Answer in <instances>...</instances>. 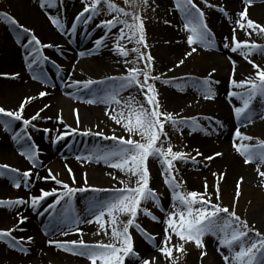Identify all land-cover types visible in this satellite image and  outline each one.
I'll return each instance as SVG.
<instances>
[{"label": "snow or ice", "instance_id": "snow-or-ice-1", "mask_svg": "<svg viewBox=\"0 0 264 264\" xmlns=\"http://www.w3.org/2000/svg\"><path fill=\"white\" fill-rule=\"evenodd\" d=\"M82 9L74 16L68 31L59 16L49 15L50 22L62 34L69 35L76 33L78 27L88 28L94 25L96 28L103 30V34L94 39V47L88 51L78 53L79 57L92 55L101 48H110L117 56L122 58L124 65V74L118 76H106L103 80H71L65 84L67 88H74V98L83 100L88 104H103L108 106L105 114L120 125L121 129L128 133V137L123 135H106L102 130H93L88 128L81 130L79 128L80 120L78 109H73L76 115L77 127L73 128L64 125L63 116H58V122L64 125V130L59 132L52 140L53 143H59L73 135L95 136L105 141H112L111 145L94 146L86 155H77L75 158L79 161L103 163L109 168L119 170L129 177V181L121 180L124 185L119 188L102 189L85 187H74L58 179V174L54 175L51 169H48L47 176L40 177L35 174L36 179L45 181L51 179L55 184L60 185L62 190L41 188L39 194H30L27 199L17 197L15 199H0V207L19 208L27 205L38 215L47 212L54 213L53 219L57 220L61 226V235H68L70 231L80 234V239L71 241L49 240L50 245L55 244L59 249L70 252L74 255L86 257L90 264H126L129 258H135L138 264H161L160 258L150 253L147 257H141L135 250L132 234L130 229L135 228L140 231L144 237L151 241H156V237L144 231L137 218L140 214L150 217L153 221L163 224L161 239L153 247L164 258V261L170 264H176L173 258V250L184 252V245L191 242L196 247L204 248V237L207 235L215 236L220 247L227 248L228 255H223L225 264H264V235L260 232H254V229L246 220H242L233 209L223 206L219 201L220 184L224 180V173H212L216 177L214 193L208 192V184L205 181L204 191H183V182H178L175 176V163L183 161L185 163L191 159L196 163V157L184 151H174L173 146L169 143L167 148L164 147L168 140L165 131V125L170 124L177 130L182 127H188L191 131L200 128L197 118L180 117L178 113L173 114L162 110L159 102V93L156 89L155 82L161 79L160 75H153L154 58L148 52H142L141 47L147 49L145 38L144 21L140 15L141 8H147L155 4L152 0H124L132 11H126L125 8L117 6L110 0H80ZM206 2V0H205ZM106 6L107 13L111 16L109 19L97 22L101 14V5ZM253 4V0H243V10L237 14L234 21L235 27L232 29L231 37H225L223 47L230 49L232 53H238L253 69V73L242 80L235 78L236 61L231 60L232 75L230 77V90L227 93L229 103L232 105V111L237 121V127L234 130V136L240 141H253L254 137L241 132V128L247 127L253 122L252 111L253 103L257 98L264 100V66L251 59L252 55L257 52H264V44H258L250 40L252 33L257 32L264 34V26L255 22L248 15V8ZM42 8L58 7L57 0H41ZM212 7V5H207ZM175 9L178 10L184 19L183 29L188 33L186 37L190 51L185 53L176 67L184 64L185 59L197 51V46L203 48H214V34L208 28L205 20V14L194 0H175ZM154 10V7H153ZM219 11L227 16L224 8ZM123 17V18H122ZM0 20L12 26V31L16 35V43L25 49L24 57L26 67L33 73L32 79L39 81L41 84L48 86L49 77L45 69L47 63H51L59 71L60 66L51 61L50 57L44 54L43 50L55 47L60 51L59 45L42 43L35 33L12 17L11 15H0ZM167 23V21H166ZM237 29L241 31L251 30L248 32L249 39L240 40L236 33ZM26 38V42L25 41ZM132 43L135 46L129 50L127 44ZM195 45V46H194ZM130 51L136 53L134 60H128ZM231 59V58H230ZM129 64L134 65L128 67ZM143 66L140 67L139 65ZM174 69H168L169 72ZM215 69L208 74L207 78L198 79L193 77H171L163 80L165 84H173L176 81L182 82L186 87L196 88L198 94L205 100L215 98L213 90V81L210 79ZM5 78L15 79L19 73L12 75L0 74ZM97 87H93V86ZM54 87L55 85H51ZM135 89L125 97L122 93ZM48 93L39 92V97L43 98ZM83 94V95H81ZM140 97L139 99L137 97ZM35 97H28L14 111L6 110L0 107V127L5 132L11 133V139L18 145L19 154L29 161L32 167L28 170L21 171L18 168L8 164H0V176L7 175L12 186L20 189L22 186L28 189L33 183V169L39 168V146L35 144L31 133L28 131L32 128L35 131H43L49 134L53 129H39L34 123L37 120L44 119L41 112L50 107L45 105L44 108L37 111L30 118H25V104L30 103ZM235 101V103L233 102ZM110 109V110H109ZM264 119V114L261 115ZM51 119V117H47ZM16 122L20 123L19 129L15 128ZM217 125H223L216 121ZM139 136L140 139H134ZM233 147L244 158L245 164L255 163L256 172L261 178H264V140H257L256 143H234ZM197 156H202L198 150ZM222 154L217 152L214 155L203 157L204 160H212ZM149 158L157 160L161 167V175L164 177V183L167 185L171 194V203L169 209L165 210L161 206L160 196L155 189L150 186L151 174L148 167ZM71 177V184L77 183L72 169L65 165ZM111 175V174H110ZM135 178L132 182L131 178ZM114 180L115 176L112 177ZM243 178L236 182V198H239ZM84 183L87 185V174L84 176ZM94 193H109L108 196L91 197L85 208L86 215L81 217L73 207L72 201L76 193L86 191ZM215 195L216 202H213L212 196ZM49 197H55L52 203L47 204L44 212H39L42 202ZM149 202L153 207L164 213V218L160 220L146 206ZM126 217V220L121 219ZM18 224H23L27 217L21 216L17 212ZM82 223L97 224L99 234L103 230L104 235L108 237L109 242L103 241L90 244L84 241L83 233L79 228ZM16 227L10 229H0V241H6L10 249L17 250L27 254L28 249L24 247L25 240L23 237L13 236ZM250 233H253L250 236ZM47 235V232L45 233ZM175 237L178 243H173ZM32 242V237L27 238V243ZM206 252H201V257Z\"/></svg>", "mask_w": 264, "mask_h": 264}, {"label": "bare ground", "instance_id": "bare-ground-1", "mask_svg": "<svg viewBox=\"0 0 264 264\" xmlns=\"http://www.w3.org/2000/svg\"><path fill=\"white\" fill-rule=\"evenodd\" d=\"M12 6L16 12L15 19L19 24L31 29L35 35L42 41V43H50L53 45H59L60 51L55 47L44 49L43 52L51 61H55L57 65L60 66L59 71L51 63H47L53 66L56 69V72H60L65 76H71L74 80V74L79 72H85L86 70L92 71L94 68L100 75L98 77L110 76V72L113 70L114 55L110 48H102L101 50L96 51L90 59H83L79 57L78 54H71L66 50H69L67 47V41L73 40V37L80 36L79 32L84 35V29L82 26L79 28V32L69 35H62L50 22L49 15L59 16L61 21L65 25V30L68 31L71 23L73 22L74 16L82 9L77 7L80 0H57L58 7L42 8L40 6L41 0H11ZM243 3L241 0H221V4L217 10V14L221 17V20L217 25L216 29L212 32L215 34V47L214 48H204L207 53L218 56L217 58L221 60L220 64L217 67H213L208 70L207 73L201 74V76H195L193 78L204 79L208 77V74L215 69L212 77L210 78L213 81V88L220 87L222 89H229L230 87V77L232 75V64L231 60L236 61V71L235 78L240 80V75L243 74L242 68H240L241 63L235 57L234 53L230 49H225L223 47L224 38L229 37L232 34V30L229 29L231 22H234L237 19V14L243 10ZM220 8H224L227 12V16L219 11ZM248 11H253L255 13L256 19L255 22L264 26V0H257L255 4L248 8ZM171 16L172 31L170 34L174 37L175 40L181 38V32L179 28L182 25V20ZM224 19L230 21L225 22ZM224 22V23H223ZM92 26L90 29L94 28ZM239 31L241 37L249 38L248 32ZM88 36V32H84ZM174 33V34H173ZM9 36L5 41L3 47L4 56L6 60L4 61L6 68L0 74H15L19 73V76L15 79L5 78L1 76L0 78V88H1V98L2 100H9L12 103V109L17 110L19 105L28 97H35L31 100L30 103L25 104L24 108V117L30 118L37 111L44 108L45 105L50 107L46 108L41 112L40 119L34 123L39 129L49 128L53 131L49 134L44 133L43 131H35L32 128H29V132L32 135V139L36 145L39 146V160L40 167L33 169V183L30 184L28 189H25L23 186L20 189H16L12 186L7 175L0 176V199H15L17 197H23L27 199L30 194L37 195L41 188L45 190H51L53 188H58L59 185L55 184L51 179L45 181L43 179H36L35 174L38 173L40 177L47 176L48 169L52 170L54 175L58 174V179L62 180L65 183L70 184L71 177L69 176L68 170L65 167L67 165L72 169L76 177L77 183H84V176L87 174V186L89 189L98 188L99 183L106 177L112 175L120 174L118 177L122 180L128 179L124 173H121L119 170L109 168L103 163L93 162H84L79 161L76 158L71 159H60L56 160L49 152L55 149L54 147L59 143H53L52 140L59 134V132L64 130V125L70 127H77L76 124V115L73 112V109H78L79 115V128L85 130L92 128L93 130H102L106 135L111 134L114 126L116 125L108 115L105 114L106 108L108 106L103 104H88L83 102V100L74 98V95H67L64 97L60 95L57 91L54 90L51 85L53 83L49 80L48 86L41 84L39 81L33 80V73L29 71L26 67L25 55L26 51L21 47L20 44L16 43L15 32L11 31L8 33ZM261 35L257 32L252 33V35ZM251 35V36H252ZM89 39H92L91 36ZM26 42V38L25 41ZM90 42V41H89ZM94 46H91L92 48ZM179 48L175 47L171 50V58L181 60V55ZM214 49V50H212ZM112 54V55H111ZM231 58V59H230ZM224 59V61H223ZM47 71V69H46ZM48 74V73H47ZM73 75V77H72ZM118 76V75H116ZM71 80H69L70 82ZM182 83V82H181ZM183 84V83H182ZM183 89L185 92L193 95L197 92L196 88L192 86H185L183 84ZM46 91L48 94L43 98L39 97V92ZM72 91V90H71ZM62 96V97H61ZM221 97H216V99L208 101L210 108L209 117L205 118L208 121H204V124H200L201 127H205L210 133H212L216 138L215 141L220 144L224 152L221 156L217 157L214 161V166L219 170L220 173H224L225 181L229 178L231 181L233 178L238 180L243 178L239 173L240 169H244L245 163L244 158L236 151L233 147L234 143H248L247 141L237 140L234 136V130L236 126L235 123L231 122L229 117L228 110L231 106L227 105V102L223 100V94ZM110 110V109H109ZM232 111V110H231ZM230 111V112H231ZM264 113V112H263ZM62 115L64 120V125L58 122V116ZM262 114L257 115L261 117ZM51 117V119H47ZM216 121H219L223 127L217 125ZM260 122L264 123V119L260 118ZM21 126L19 122H16V125ZM85 139L87 142L98 141V143L103 142L101 138L95 136H80L73 135L66 138V142H76L77 140ZM217 153V152H215ZM0 164H8L12 167L18 168L21 171L28 170L32 167L27 159L19 154L18 145L12 141L11 133L1 132L0 133ZM243 165V166H242ZM153 182L161 176V171L158 166L153 163ZM256 164H248V170L256 169ZM248 173V171H245ZM239 173V174H238ZM83 174V178H82ZM106 176V177H105ZM83 180V181H80ZM229 181V182H230ZM233 182V181H232ZM71 185V184H70ZM79 186V185H78ZM91 186V187H89ZM108 193H104L103 196H107ZM52 202H47L42 209L44 210L47 207V204ZM41 210L40 212H43ZM34 210L27 205L20 206L19 208H7L0 207V229L6 230L13 227H16V231L13 232V236L17 238L23 237L25 240L24 247L28 249L27 254L21 253L17 250L10 249L6 241H0V261L9 262L12 261L16 264H90V261L86 257L79 255H74L70 252H65L62 249H59L55 244L50 245L48 241H71L80 239V234H77L74 230L70 231L68 235H61V226L58 221L53 219L51 212L44 213L46 214L44 218H47L49 228L41 229L34 227V217L32 212ZM17 212L21 216L27 217L26 221L23 224H18ZM86 215V214H85ZM82 215L81 217H84ZM143 215V214H141ZM81 232L83 233V239L85 242L94 244L101 241L100 234H96L98 231V225L82 223L79 225ZM47 232V235L45 234ZM163 230L160 231V234L157 238V242L161 239ZM32 237V242L27 243V238ZM135 244L140 246L141 249L138 251L141 257H147L150 253L153 256L160 258L161 264H169V262L164 261L163 257H160V254L156 251L153 244L147 245L141 235L137 232L135 234ZM106 243V242H104ZM136 247V246H135ZM220 248L217 243L211 245L210 259L214 264H225L224 260L219 256ZM135 258H131L128 264H134ZM99 264V262H97ZM138 264V262H135Z\"/></svg>", "mask_w": 264, "mask_h": 264}, {"label": "rangeland", "instance_id": "rangeland-1", "mask_svg": "<svg viewBox=\"0 0 264 264\" xmlns=\"http://www.w3.org/2000/svg\"><path fill=\"white\" fill-rule=\"evenodd\" d=\"M243 3V0H241ZM257 0H253V4L256 3ZM110 2L115 3L119 7L125 8L126 11H132V9L125 4L124 0H110ZM194 2L201 8V10L205 14V20L207 22L208 28L211 30H215L216 25L222 20L221 17L217 14V10L221 4V0H194ZM150 5L152 4V0H149ZM252 4V5H253ZM207 5H212V7H208ZM251 5V6H252ZM82 8L81 2H79L78 6ZM102 11L101 14L97 18V22L100 20H105L111 18V16L107 13L106 6H100ZM154 7V10H153ZM174 13L176 17L182 20V25L179 28L181 32V38L175 40L174 37L170 34L172 31V25H168L171 23V16L174 17ZM7 14L11 15L12 17H16V12L12 6L11 0H0V15ZM255 13L253 11H248L249 18L252 20L256 19ZM140 15L144 21L145 27V38L147 41L148 48L145 49L141 47L142 52H148L154 58V72L153 75H160L163 73L164 75L161 76V79L155 82L156 89L159 93V102L162 106V110L176 114L178 113L180 117H189V118H197L199 120V125L204 124V121H208L207 117H209L210 108L208 101L203 99L198 92L194 93L193 95L189 94V92H185L183 89V84L180 81L175 82V86L173 84H165L163 80L169 79L171 77H195L201 76V74L207 73L208 70L212 69L213 67H217L221 60H219L216 55L207 53V51L203 47L197 46V51L193 53L192 56L187 57L185 62L180 67H176V64L180 61L177 59H170L171 58V50L175 47H178L181 58H184L185 53L190 51V48L187 44L186 37L188 33H186L183 29L184 19L182 14L175 9V0H155V4L153 6L147 8H141ZM175 17V18H176ZM123 18V17H122ZM225 22L230 21L228 19H224ZM236 20V19H235ZM167 21V23H166ZM223 21V20H222ZM224 23V22H223ZM94 25H89L88 28L84 29V32H88V36L82 35L79 32V28L76 32H79L80 36L73 37V40L67 41V47L71 54H78L81 51H88L94 46L93 41L96 38H99L103 34V30L99 28H92ZM235 27V23L231 22L229 25V29H233ZM12 26L9 24L4 23L0 20V73L6 68L4 61L6 60L4 56L3 47L5 45V41L9 36L8 33H11ZM239 29H237V37L240 40H245L249 38L241 37L239 34ZM213 33V32H212ZM174 34V33H173ZM214 34V33H213ZM215 35V34H214ZM232 35V34H231ZM91 36L92 39H89ZM231 37V36H230ZM250 40L256 42L258 44H264V34L261 35H252ZM90 41V42H89ZM135 45L132 43L127 44V48L131 50ZM195 46V45H194ZM102 49V48H101ZM100 49V50H101ZM210 49V48H208ZM214 50V49H212ZM114 54V53H112ZM111 54V55H112ZM93 55V54H92ZM92 55H87L83 57V59H90ZM235 57L241 63L240 68H242L243 74L240 75V80L244 79L245 77L249 76L253 73V69L251 66L238 54L234 53ZM136 57V53H132L130 51L129 56L127 57L128 60H134ZM114 62H113V70L110 72V76L122 75L124 74V65L122 58L117 57L114 55ZM255 62L264 66V52H257L254 53L251 57ZM224 61V59H223ZM134 65L129 64L128 67H133ZM140 67L143 65L140 64ZM174 69L173 71L169 72L168 69ZM45 69H47L49 80L52 83H56L53 87L55 91H57L60 95L66 97V93H75L74 88H67L65 84L72 80L71 76H65L63 73L56 72V69L49 65H45ZM100 73L94 70H86L85 72H79L78 74H74V80H87V79H95V80H103L105 77H98ZM73 77V75H72ZM1 78V76H0ZM1 83V82H0ZM52 87V86H51ZM94 88L97 86H93ZM72 90V91H71ZM216 97H221L220 95L223 94V100L227 102V105L231 106L228 110L229 117L232 123L237 127V121L235 120L234 114L232 110V105L229 103V98L227 93L229 89H222L220 87L213 88ZM135 93V89L126 91L122 93V96L127 97L129 94ZM1 88H0V107H3L6 110L14 111L12 109V103L9 100H5L1 98ZM62 97V96H61ZM140 98L139 96L137 97ZM213 100V99H211ZM235 103V101H233ZM231 111V112H230ZM264 100L257 98L256 101L253 103V111L252 117L253 122L248 124L247 127L241 128V132L254 137L253 141H247L248 143H256L257 140H264V123L260 122V118L257 117L259 114H264ZM18 129V126H15ZM165 131L167 133L168 140L165 143L164 147L167 148L168 144L170 143L173 146L174 151H184L190 156L196 157V163L192 162L191 159L188 160L187 163L183 161H177L175 163V176L178 182H183V191H197L203 192L204 191V184L205 181L208 184V192L210 194L214 193L215 185H216V177L212 175V173H217V176L220 174L219 168L217 169L214 166V159L208 161L204 160L203 157H207L209 155H214L215 152L223 153V147L215 141V136L210 133L205 127L198 128L195 131H191L188 127H182L181 130H177L170 124L165 125ZM4 132L3 128L0 127V133ZM113 132L116 135H123L125 138L128 137V133L124 132L121 129L120 125H115L113 128ZM134 139L139 140V136H134ZM103 142L98 143V141L87 142L85 139L77 140L76 142H66L65 140L60 141V144H57L52 151L49 153L56 158V160L60 159H71L75 158L77 155H86L90 150L94 148V146L100 145H111L112 141H105L102 139ZM197 150L203 154L202 156H197ZM82 162V161H81ZM153 163H155L159 170L161 171L160 164L157 160L153 158H149L148 167L151 174L150 186L155 189L157 194L160 196L161 199V206L165 209H169V205L171 203V194L170 191L164 183V177L161 175L157 180L156 183L153 182ZM243 166V165H242ZM244 169H240L239 173L241 176H244L243 182L241 184V192L239 198H236V182L234 178L230 181L229 178L225 181H221L220 184V203L223 206H227L231 209L234 208L236 214L240 216L242 220H246L248 224L254 229V232H260L264 235V178H261L256 169L248 170V164H245ZM245 171H248L246 173ZM261 171H264V166H261ZM238 173V174H239ZM120 174L112 175L109 177L104 178L99 184L98 188L102 189H112V188H119L123 187L120 183L122 178H119ZM115 176L116 179L114 180L112 177ZM83 178V174H82ZM132 182H134L135 178H131ZM83 181V180H80ZM123 181L128 182V179H123ZM230 181V182H229ZM233 181V182H232ZM71 184V180H70ZM79 185V186H78ZM78 185H72L74 187H85L84 183H78ZM91 187V186H89ZM93 188V187H92ZM58 190H62L60 185ZM107 193V192H104ZM104 193H94L92 191H86L83 193H76L72 204L75 208L76 212L80 214V216L85 215V208L87 206L88 200L93 196H103ZM109 193L107 194V196ZM55 197H49L46 201L42 202L38 211L40 212L42 207L47 202H53ZM213 202H216L215 195L212 196ZM153 213L156 215L160 220L164 218V213L160 212L159 209L153 207L152 203L149 202L146 205ZM44 212V210H43ZM46 214L38 215L37 211L32 212V216L34 217V227L46 229L49 228L50 225L47 221V218H44ZM54 213L51 212L53 217ZM121 219L126 220V217H121ZM137 223L141 225V227L147 233L156 237V241H149L147 240L144 235L135 228L130 229L132 234L134 248L138 252L141 247L135 244V234L138 232L139 235L142 236L144 241L147 245H151L157 242V238L160 234V231L163 230V224L157 221H153L150 217L139 215L137 218ZM101 235L100 240L103 242H109L108 237L104 235L103 230L99 231ZM253 233H250L252 236ZM204 248H198L195 246L194 243H187L184 245L185 251L184 252H177L175 249L173 250V258L176 260V264H214L210 259V251L211 245L213 243H217L220 248L219 256L223 260V255H228L227 248H222L219 245V242L215 236L207 235L204 237ZM173 243H178L177 239L173 237ZM136 246V247H135ZM206 252L207 254L201 257V252ZM223 254V255H222ZM129 258L126 261L128 264ZM0 264H16L12 261L9 262H1ZM166 264V263H164ZM170 264V262H169Z\"/></svg>", "mask_w": 264, "mask_h": 264}]
</instances>
